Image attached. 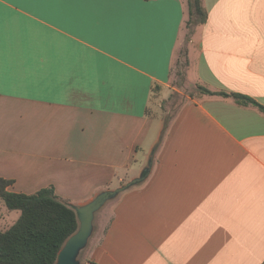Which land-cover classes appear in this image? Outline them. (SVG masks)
Listing matches in <instances>:
<instances>
[{
  "label": "crops",
  "instance_id": "1",
  "mask_svg": "<svg viewBox=\"0 0 264 264\" xmlns=\"http://www.w3.org/2000/svg\"><path fill=\"white\" fill-rule=\"evenodd\" d=\"M203 1L206 22L187 27L188 0H0L9 191L84 205L154 154L111 201L88 264H264V113L199 91L151 110L177 91L181 58L195 86L264 106V0Z\"/></svg>",
  "mask_w": 264,
  "mask_h": 264
},
{
  "label": "trees",
  "instance_id": "2",
  "mask_svg": "<svg viewBox=\"0 0 264 264\" xmlns=\"http://www.w3.org/2000/svg\"><path fill=\"white\" fill-rule=\"evenodd\" d=\"M188 7L191 22H206L203 0H188ZM197 89L200 96L232 99L239 106H252L264 113V106L250 97L212 91L202 85ZM13 183L0 178V199L9 212L19 213L12 226L0 230V264H55L65 242L79 229L75 210L56 195L53 187L24 194L9 191Z\"/></svg>",
  "mask_w": 264,
  "mask_h": 264
},
{
  "label": "rangeland",
  "instance_id": "3",
  "mask_svg": "<svg viewBox=\"0 0 264 264\" xmlns=\"http://www.w3.org/2000/svg\"><path fill=\"white\" fill-rule=\"evenodd\" d=\"M190 22L191 20L188 21V24L186 25L187 27L190 26ZM186 70L187 67H186L185 59L184 60L182 58L179 59L174 68V81H173V86L177 89V91L174 92L167 100H161L159 96L156 97L157 95L154 96V98L152 99V108H151L152 113L156 114V116H158L159 119L162 116L163 117H165V115L167 116L166 113L169 111H171L173 114L181 103H183L186 99H189L187 98L188 96L192 99L195 98L196 93L198 92L197 86H195L193 83V79H195V74L193 70H187V71ZM118 184L119 182L118 180H116L112 185V188L113 189L118 188V187L114 188ZM77 206H81V205H77ZM112 206L113 203L110 202L96 214L94 221L93 235L90 238L87 247L84 250H82L79 256V260L81 264L89 263L90 255L93 249L95 248L96 245L101 243L104 234L106 232V229L108 227V224L110 222ZM5 209L6 208L2 200L0 199V214L7 211ZM10 213H11L10 220L12 221L17 220V218L19 217V213L15 211Z\"/></svg>",
  "mask_w": 264,
  "mask_h": 264
},
{
  "label": "water",
  "instance_id": "4",
  "mask_svg": "<svg viewBox=\"0 0 264 264\" xmlns=\"http://www.w3.org/2000/svg\"><path fill=\"white\" fill-rule=\"evenodd\" d=\"M153 160L154 154L140 177L135 178L116 189L102 191L93 200L84 205H69L77 214L79 229L65 242L58 253L55 264H81L79 256L82 250L87 247L89 240L93 235L96 214L102 210L108 202L115 200L121 193L145 181L152 169Z\"/></svg>",
  "mask_w": 264,
  "mask_h": 264
}]
</instances>
